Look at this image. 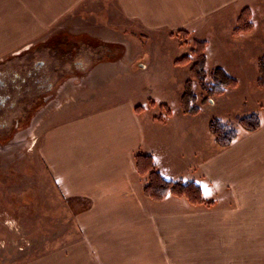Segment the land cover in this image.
I'll return each mask as SVG.
<instances>
[{
	"label": "crops",
	"instance_id": "1",
	"mask_svg": "<svg viewBox=\"0 0 264 264\" xmlns=\"http://www.w3.org/2000/svg\"><path fill=\"white\" fill-rule=\"evenodd\" d=\"M258 1L0 0V59L62 31L68 19H78L86 40H100L85 49L103 57L94 68L125 60L127 47L120 38L105 39L99 24L90 22L98 10L89 6L105 2L108 16L134 37L151 39L183 30L206 41L207 65L212 62V68H223L235 78L255 49L251 36L256 28L235 37L233 28L228 42L224 26ZM106 48L112 57L103 56ZM135 63L127 70L104 65L97 80L101 86L93 82L81 87L38 125V154L58 193L75 203L70 211L76 233L19 264H264V107L256 110L264 90L241 100L249 110L234 117L257 112L260 129H240L238 139L222 148L194 121L198 114L175 115L169 108L160 121L146 113L153 99L138 102L134 91L126 90L129 84L106 90L136 72ZM139 66L149 68L146 62ZM140 153L153 157L165 179L198 184L212 205H192L175 196L161 202L146 197L147 179L136 167Z\"/></svg>",
	"mask_w": 264,
	"mask_h": 264
},
{
	"label": "rangeland",
	"instance_id": "2",
	"mask_svg": "<svg viewBox=\"0 0 264 264\" xmlns=\"http://www.w3.org/2000/svg\"><path fill=\"white\" fill-rule=\"evenodd\" d=\"M89 7L91 10L94 7L98 10L94 13V18L90 17V22L99 24L97 29L106 32L105 39L113 42L120 38L119 41L125 44L127 47L126 53L128 54H124L125 60L120 59L114 63H107V65L104 62L103 65L101 64L90 70L87 78L83 81L73 82L72 80L67 84L65 91L62 90L64 93L63 96L60 95V100H55L49 108L52 110L60 103L64 104V101L71 94L83 86L93 84V82H96V86H101L97 83V80L104 75L102 70L106 69L105 66L117 69L122 66L121 70H127L132 65V61H135L133 69L137 71L126 75V80L119 79V84L118 82L112 84L106 90L112 92L127 87L126 90L130 93L134 91L138 102L145 103L149 99H153L154 103L157 101L158 105L155 104V107L153 106L154 103L152 104V101H149L146 113L153 117H162L160 121L163 120V117L168 116V107L175 115L182 111L181 96L186 81L191 78L190 68L196 61L192 50L196 41L201 40L195 39L189 33L185 37L179 32L163 37L156 36L151 39H144L140 36L134 37L125 27L118 28L116 25L117 20H112L108 16L107 3L102 2ZM249 9L252 13L253 30L256 28L254 36H251L252 46L255 49L248 53V65L242 69H237L238 73L235 78L238 81V87L228 89L225 97H214L209 103L202 104L207 94L203 91L201 84L197 80H193L194 91L198 96L197 104L201 107V111L194 117V121L207 128L209 135L211 133L208 130V123L212 117H222L237 131L243 129L239 124V118L234 117L245 114L249 109L248 106L242 105L240 101L249 99L256 90L261 89L256 86L255 78L258 75V59L264 55V0H259L256 4L251 5ZM79 21L78 19H68L66 25L69 26L61 31L62 34H66L62 37H66L69 42L73 43L77 39L81 40V38H77L78 36L76 37V34L80 30H85L80 25L78 26ZM237 25L238 20L227 21L224 26L227 29V36L225 37L227 41L229 38L231 39L228 34L231 33L233 28L232 36L238 35L235 33ZM88 26L92 28V23H89ZM94 29L96 30V27ZM70 32H72L69 35L71 38L67 35ZM72 37L75 38L72 39ZM82 39L86 38L83 37ZM91 39L87 38L93 45L100 43V40L96 37ZM22 50L7 55L0 61H8L7 66L15 67L17 63L19 64L18 60L27 62L35 58L33 56L35 52L24 54L21 52L22 55H19L18 53ZM42 51L44 55H51L46 50ZM86 52H78V54L87 56L90 59L91 51ZM186 56L190 58L191 62L186 65L178 64V61ZM219 59L222 60L224 57ZM143 62L149 65L146 70L139 68L141 67L139 64H143ZM212 65V62L207 65V71L214 69ZM125 83L129 84L130 87L126 86ZM260 93L263 95L259 94L257 98L258 100L261 97V103H259L256 110L260 109L261 105L264 107V92ZM161 104L166 106L162 107ZM250 105L256 106L253 103H250ZM38 116L33 121L35 126L32 130L31 127L24 129L29 130L30 135L24 145L14 146L7 154L0 152V264H19L33 256L44 255L54 244H64L65 241L69 240V235L76 233V224L73 213L70 211V205L75 203L63 198L58 193L38 154L40 139L37 128L45 117L44 114ZM142 178L147 179V177Z\"/></svg>",
	"mask_w": 264,
	"mask_h": 264
},
{
	"label": "flooded vegetation",
	"instance_id": "3",
	"mask_svg": "<svg viewBox=\"0 0 264 264\" xmlns=\"http://www.w3.org/2000/svg\"><path fill=\"white\" fill-rule=\"evenodd\" d=\"M64 28L63 30H65ZM83 30L78 31L76 42H69L61 31H55L42 37L30 46L23 48L19 55L35 52L32 61H19L14 67H9L8 61H0V152L7 154L14 146L24 145L29 130L34 128L33 121L39 114L46 117L49 107L65 91L67 84L73 81H83L88 72L98 65L103 57L92 54L91 63L85 60V52L90 45L96 44L82 39ZM72 32L67 35H71ZM71 38V36H69ZM75 37H72V39ZM42 50L50 52L45 54ZM112 50L106 48L105 58L111 56ZM21 52H23L21 54ZM58 97V99H57ZM46 114V115H45ZM38 116V117H37ZM43 116V117H44ZM30 130V131H31Z\"/></svg>",
	"mask_w": 264,
	"mask_h": 264
},
{
	"label": "trees",
	"instance_id": "4",
	"mask_svg": "<svg viewBox=\"0 0 264 264\" xmlns=\"http://www.w3.org/2000/svg\"><path fill=\"white\" fill-rule=\"evenodd\" d=\"M251 10L244 9L238 19V25L235 28L236 34L250 33L253 30V22L251 20ZM179 34L188 35L187 31H179ZM206 41H196L192 50L196 61L190 68L191 78L186 81L183 94L181 96V109L185 115H197L201 111V107L197 104V95L194 91L193 80H197L206 97L202 104L209 103L214 97H220L230 88H237L238 81L230 76L220 67L207 71V49ZM189 57H183L178 64L186 65L190 63ZM258 77L256 86L264 89V55L258 59ZM166 105H162L165 107ZM170 114L169 107L167 115ZM162 117L158 118L159 120ZM261 117L257 112H251L239 117V124L247 132H255L261 127ZM209 131L214 136L215 142L222 148L230 147L239 137V132L225 122L223 119L213 117L208 124ZM136 167L140 176L147 177V183L144 187V195L153 201L161 202L168 196H175L186 199L192 205L211 206L212 202H208L203 197L201 187L193 182L184 183L165 179L157 170L154 159L150 155L138 154L136 156Z\"/></svg>",
	"mask_w": 264,
	"mask_h": 264
},
{
	"label": "water",
	"instance_id": "5",
	"mask_svg": "<svg viewBox=\"0 0 264 264\" xmlns=\"http://www.w3.org/2000/svg\"><path fill=\"white\" fill-rule=\"evenodd\" d=\"M142 66H143V64H142Z\"/></svg>",
	"mask_w": 264,
	"mask_h": 264
}]
</instances>
